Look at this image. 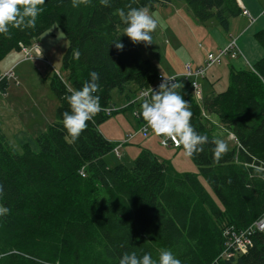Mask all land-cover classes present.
<instances>
[{
    "label": "trees",
    "instance_id": "obj_1",
    "mask_svg": "<svg viewBox=\"0 0 264 264\" xmlns=\"http://www.w3.org/2000/svg\"><path fill=\"white\" fill-rule=\"evenodd\" d=\"M170 1L138 0L132 7H144L162 22L171 19L163 12L176 10ZM129 2L111 0L104 6L91 0L73 8L71 0H45L34 29L10 28L0 35V63L12 51L22 52L23 59L35 58V46L40 47L37 58L42 57L50 51L45 42L41 47L45 35L56 40L62 33L68 42L63 70L50 84L60 102L56 119L35 139L22 141L21 150L0 136V204L10 209L0 217V264H118L124 252H149L157 259L160 249L173 251L182 264H264V229L253 226L264 218V180L254 171L264 165V55L249 62L235 36L218 48L211 32L212 46L192 65L207 73L204 81L211 88L204 98H195L184 71H159L121 34L124 25L116 10H126ZM182 2L197 22L216 23L226 32L231 18L243 11L238 0ZM255 40L264 50V29ZM118 41L122 49L116 47ZM233 41L227 55L209 66L208 54ZM235 59L245 66L236 68L231 64ZM222 65H228V85L218 90L226 80ZM15 67L0 70V77L15 73ZM91 71L100 76L102 110L70 143L62 123L63 112L70 110L64 97L69 89L81 88ZM160 74L177 76L176 90L189 101L194 130L209 139L191 158L172 141L161 145V137L148 127L146 136L138 126L119 131L124 112L140 109L141 101L129 97L119 107L114 91L124 94L135 86L137 96L155 85ZM11 80L18 83L16 75L0 82V95L8 94ZM212 116L235 136L225 138L229 150L219 162L213 159L218 129ZM137 120L146 126L140 116ZM115 138L128 145L135 139L142 143L132 146L126 161L122 146L121 156L116 153ZM110 156L118 161L111 162ZM101 194L106 198L95 197Z\"/></svg>",
    "mask_w": 264,
    "mask_h": 264
},
{
    "label": "rangeland",
    "instance_id": "obj_2",
    "mask_svg": "<svg viewBox=\"0 0 264 264\" xmlns=\"http://www.w3.org/2000/svg\"><path fill=\"white\" fill-rule=\"evenodd\" d=\"M258 1L264 6V0ZM170 2L176 4V10H166L161 14V16L171 19L162 22L157 21L158 27L153 33V43L145 45L143 42H139L135 44L145 58L156 64L159 71L165 69L168 73L180 74L184 71V65L196 66L200 62V59H196L197 56L203 57L206 54V47L211 46V41L208 38L211 35V29L209 25L197 22L182 0H173V2L171 0ZM245 11L248 13L246 14ZM242 14L251 18H258L257 15L253 16L247 8H243ZM249 20L251 22V19ZM123 35L127 37V35ZM40 39H42V42H40L41 47L45 42L50 50L43 52L41 59H37L40 56V51H37V49L40 50V47L35 46L36 49L34 50L38 52V55H35L34 60H32L33 58L23 59L22 52L12 51L0 63L2 72L16 65L15 75L18 77V83L11 80L8 94L6 96L0 95V136L4 135L6 141L18 150L22 149V141L35 139L41 131L45 130L56 119V109L60 103L50 84L57 72L63 70L62 57L67 48V38L61 33L56 40H50V35H45ZM42 50H45V48ZM202 85L204 89L211 88L204 81ZM227 85L228 74L226 72L225 82L222 87L219 86L217 89L222 90ZM135 89L136 87L132 86L124 94L114 91V100L121 105L129 103V97H132L131 100L134 101L137 98L134 94ZM135 111L130 109L124 112L122 115L124 124L120 125L119 131L126 133L128 125L129 128L138 126V120L133 113H138L139 107H136ZM212 120L218 122L215 116H212ZM139 126L137 129H139ZM215 133L218 139L224 138L225 140L227 137V132L223 129L220 131L215 130ZM138 140L135 139L130 145L127 143L122 145L123 159L126 161L131 160L132 146L142 143ZM125 146L127 147L124 148ZM126 149L128 153H126ZM109 160L111 162L118 161L113 156H110ZM95 197L106 198L102 194L95 195ZM95 197H93V200H95Z\"/></svg>",
    "mask_w": 264,
    "mask_h": 264
},
{
    "label": "clouds",
    "instance_id": "obj_3",
    "mask_svg": "<svg viewBox=\"0 0 264 264\" xmlns=\"http://www.w3.org/2000/svg\"><path fill=\"white\" fill-rule=\"evenodd\" d=\"M44 3L45 0H0V35L8 34L10 28L34 29L38 17L43 11ZM90 3L91 0H71L73 8H78L81 5L87 6ZM110 3L111 0H101V4L104 6H109ZM133 3H138V0H130L126 5V10L125 8L116 10L121 24L124 25L121 34L127 35L133 43L152 44L153 33L158 27V22L146 8L132 7ZM116 47L122 49L123 44L118 41ZM79 57L80 53L74 52L73 58L78 60ZM89 76L90 79L85 81L81 88L69 89L70 94L64 97L70 110L63 112L62 123L70 137V143H74L80 138L81 133L88 128L89 122L93 121L94 117L102 110L100 96L97 94L101 90L98 83L100 76L96 71H91ZM206 76L207 73H204L198 77L201 88L199 96L195 92L194 82L191 81L195 98H204L206 89L203 88L202 83ZM178 87L177 83L165 82L159 85L158 90L151 89L143 92L137 98L141 101L140 109L133 115H136L137 119L140 116L146 127L150 128L157 137H161V145L166 147L168 142L172 141L176 144L175 147H182L185 157L191 158L194 154L203 151L202 146L209 143V139L206 135H201L194 130L191 123L192 111L189 101L185 100L183 95L176 90ZM212 122L219 131L222 130L219 122L213 120ZM142 125L143 123L140 126L138 124L141 131ZM223 130L227 132L226 138L229 140L235 138L232 131L225 128ZM114 141L119 142L115 150L118 156H121L120 147L126 142V139ZM212 143L215 145L213 159L219 162L228 152L229 146L223 139H215ZM254 171L260 179L264 180V165L255 167ZM3 192L4 187L0 185V195ZM9 211L7 206L0 204V217L6 216ZM118 264H182V261L170 249H160L157 259H154L149 252H145L143 255H138L136 251L124 252L120 256Z\"/></svg>",
    "mask_w": 264,
    "mask_h": 264
},
{
    "label": "crops",
    "instance_id": "obj_4",
    "mask_svg": "<svg viewBox=\"0 0 264 264\" xmlns=\"http://www.w3.org/2000/svg\"><path fill=\"white\" fill-rule=\"evenodd\" d=\"M238 2L242 8L249 9L253 16H258L255 22L251 23L248 16L241 14L231 18L230 29L227 32L216 23L204 25H209L211 32L215 34V43L218 48L219 46L225 45L229 39L232 38V36H235L239 41L240 47L243 50L246 59L253 63L258 61L264 55V50L255 40V34L257 31L264 29V16H262V14L264 15V6L258 0H238ZM213 48H216V46L213 45ZM196 59H201V56H197ZM235 60L236 62L233 63V60L231 61V64H233L236 68L240 69L245 66L244 60ZM227 66L228 65L220 66L222 74H225V72L228 71ZM161 72H164V70ZM205 92L209 93V88H206ZM117 105L122 107L125 104L121 105L117 103Z\"/></svg>",
    "mask_w": 264,
    "mask_h": 264
},
{
    "label": "built area",
    "instance_id": "obj_5",
    "mask_svg": "<svg viewBox=\"0 0 264 264\" xmlns=\"http://www.w3.org/2000/svg\"><path fill=\"white\" fill-rule=\"evenodd\" d=\"M245 13L247 14L248 12L245 11ZM256 18H251V22H255ZM234 41L231 42V44L227 47H224L222 49L219 50V52L216 54L214 52H210L208 54V65L211 66L213 63H216V62H219L221 60V58L225 55H227V53L229 52V48L232 47L234 45ZM234 56V55H233ZM204 70L203 69H194L193 66L191 64H187L185 66V71L183 73V77L185 79H191L193 82H194V88H195V92L196 94L199 96L201 94V88H200V84H199V76L200 75H204ZM15 77V73L10 70V71H7L4 73V75L2 77H0V82L4 79H11V78H14ZM176 77L177 76H171V77H166L164 75H159L158 76V82L155 84V85H152L150 88L148 89H142L139 91L138 93V96L137 98L145 91H150L151 89L155 90L156 88L159 87V85L161 83H177V80H176ZM0 93H1V89H0ZM137 98L135 100H137ZM142 131H143V134L144 136L147 135V127L144 126L142 128ZM175 144V143H174ZM176 145V144H175ZM257 227L260 228V229H264V218H262L258 224H257ZM241 248H245V244L242 243L241 245Z\"/></svg>",
    "mask_w": 264,
    "mask_h": 264
},
{
    "label": "bare ground",
    "instance_id": "obj_6",
    "mask_svg": "<svg viewBox=\"0 0 264 264\" xmlns=\"http://www.w3.org/2000/svg\"><path fill=\"white\" fill-rule=\"evenodd\" d=\"M136 112V111H135ZM142 132V131H141ZM262 219V218H261ZM261 219H259V220H257L254 224H253V226H256L257 224H258V222L261 220ZM226 245V244H225Z\"/></svg>",
    "mask_w": 264,
    "mask_h": 264
}]
</instances>
